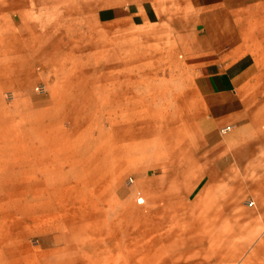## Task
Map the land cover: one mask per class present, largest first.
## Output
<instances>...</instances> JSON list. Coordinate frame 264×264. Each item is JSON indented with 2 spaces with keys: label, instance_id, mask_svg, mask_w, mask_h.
Here are the masks:
<instances>
[{
  "label": "crops",
  "instance_id": "crops-1",
  "mask_svg": "<svg viewBox=\"0 0 264 264\" xmlns=\"http://www.w3.org/2000/svg\"><path fill=\"white\" fill-rule=\"evenodd\" d=\"M135 31L153 35L158 54L185 80L186 92L181 98L189 134L194 136L193 144L185 149V168L165 177L179 185L171 187L172 194L183 199L193 195L192 205L171 209V214L188 217L186 242L178 246L172 262L264 264V0H0V94L9 86H28L38 60L48 58L55 65L66 64L71 56H98L100 40H107V46H116L125 55ZM108 75L103 90L98 88L92 94L98 96L91 100L109 115L103 123L109 122L117 109L129 106V89H117L119 78ZM100 80L97 77L90 82ZM50 110L42 114L58 118L50 115ZM48 117L47 123L45 119L40 124L41 134L47 138L44 144L54 146L57 139L51 137L55 134L51 126L56 120L50 122ZM80 119L79 126L89 118ZM103 136L100 141L94 139L100 148L93 151L91 164H82L78 173L81 187L77 189L75 183L67 188L78 190V197L71 202H79L78 207L71 205L64 212L58 205L32 203L25 214L50 217L45 231L58 233L52 239L64 254L61 262L54 264L113 263L112 257L103 254L97 258L83 253L77 258L67 255V251L78 253L77 243L69 238L79 230L77 224L86 234L93 215H109L91 212L104 198L97 183L90 187L89 178L120 182L129 165L140 160L136 151L141 147V134L110 130L105 140ZM49 163L50 159L43 161ZM27 165L33 167L35 162ZM1 166L0 155V184ZM16 166L15 162L11 165ZM49 192V188L41 195L33 191L31 201L43 199ZM133 201H127L137 209L133 214L141 215L138 209L147 201L142 197ZM15 214L11 210L4 216ZM158 214L159 208L151 206L143 216L157 221ZM4 216L0 220V264H34L33 259L4 255L11 234ZM26 227L32 228L29 222Z\"/></svg>",
  "mask_w": 264,
  "mask_h": 264
},
{
  "label": "rangeland",
  "instance_id": "rangeland-1",
  "mask_svg": "<svg viewBox=\"0 0 264 264\" xmlns=\"http://www.w3.org/2000/svg\"><path fill=\"white\" fill-rule=\"evenodd\" d=\"M145 33H132L130 49H126L128 53L125 55H121L122 50L116 46H107V40H100L99 55L95 57L71 56L67 57L70 60L66 64L60 62L55 65L50 64L48 58L43 62L38 60L34 75L27 80L28 86H9L1 92L0 220L11 210L16 213L4 216V224L9 222L11 225L7 243L4 233L7 246L4 255L24 258V261L33 259L34 264L61 262L64 254L52 239L58 233L45 231L50 217L25 214L32 203L35 206L43 202L48 206L58 205L64 212L66 208L70 210L71 205L78 207L79 202L71 203L78 197L76 192L82 185L79 182L82 176L78 173L83 170L82 164H91L92 160H89L93 151L100 148V143L95 145L94 139L97 137L100 141L104 135L102 138L105 140L111 130L112 133L141 134V147L136 151L140 160L129 165L120 182L109 180L103 183L102 179L96 182L92 176L89 178L92 182L90 187L97 183L96 186L103 191L100 197L104 198L103 203L99 202L98 207L92 211L89 208V211H105L109 215H93L89 224L92 231L86 234L81 224H77L79 230L69 238L77 243L78 253L67 251V255L77 258L83 253L89 258H97L103 254L113 258V263L108 259L109 263L98 264H176L172 262L173 254L186 242L188 217L171 214V209L192 205L193 195L183 199L181 195L179 198L172 194L171 187L179 185H172L165 177L177 175L185 168V149L187 144H193L194 136L189 134L186 105L181 98V94L186 92L185 80L180 78L177 68L171 70L165 56L158 54V42L150 37L153 35ZM144 35L149 37L145 39ZM108 73L119 78L115 83L117 89H129L126 95L129 106L117 109L110 123H103L109 115L91 100L98 96H92L99 91L98 88L103 90ZM97 77L101 80L90 82ZM47 109H51L50 115L58 117L56 122L48 114H42ZM47 117L56 123L51 126L55 132L51 137L57 139L54 146L44 144L47 138L41 134L40 124ZM86 117L89 119L79 126V119ZM47 159L51 160L48 166L43 164ZM14 162L19 166L11 167ZM29 162H35V165H27ZM75 183H78L76 190L67 189ZM59 186L62 189L59 190ZM48 188L50 192L43 199L31 201L33 191L41 195L42 190ZM53 188L55 190L51 192ZM139 197L147 201L138 209L141 215L133 214L137 209L127 202L133 198L135 202ZM155 197L160 200L155 204L149 203L148 200ZM151 206L159 208L157 221L156 217L143 216ZM130 211V214H125ZM120 213L123 215H118ZM27 222L32 228L26 227ZM125 259L127 262L123 263ZM144 259L147 262H143Z\"/></svg>",
  "mask_w": 264,
  "mask_h": 264
},
{
  "label": "bare ground",
  "instance_id": "bare-ground-1",
  "mask_svg": "<svg viewBox=\"0 0 264 264\" xmlns=\"http://www.w3.org/2000/svg\"><path fill=\"white\" fill-rule=\"evenodd\" d=\"M156 198V197H155ZM146 202V201H145ZM150 203V202H149ZM155 203V202H154ZM136 209V208H135ZM127 213V212H126ZM91 221V220H90ZM86 222V221H85ZM84 228V227H83ZM160 239V238H159ZM154 242V241H153Z\"/></svg>",
  "mask_w": 264,
  "mask_h": 264
},
{
  "label": "built area",
  "instance_id": "built-area-1",
  "mask_svg": "<svg viewBox=\"0 0 264 264\" xmlns=\"http://www.w3.org/2000/svg\"><path fill=\"white\" fill-rule=\"evenodd\" d=\"M252 205V203H248V206H251Z\"/></svg>",
  "mask_w": 264,
  "mask_h": 264
}]
</instances>
